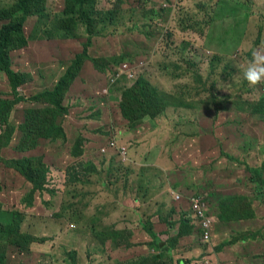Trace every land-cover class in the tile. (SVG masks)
<instances>
[{
  "label": "rangeland",
  "instance_id": "obj_1",
  "mask_svg": "<svg viewBox=\"0 0 264 264\" xmlns=\"http://www.w3.org/2000/svg\"><path fill=\"white\" fill-rule=\"evenodd\" d=\"M16 1L0 0V14ZM108 1L97 0L93 13L99 24L92 29L89 56L96 62L85 58L64 98L69 112L59 124L67 137L39 138L36 148L27 140L31 150H18L19 126L35 107L30 97L53 90L83 51L90 36L84 22L72 14L67 21L77 25L79 39L60 40L41 39L46 26L35 28L36 19L28 20L26 36L38 37L11 53L13 69L31 75L20 89L29 100L13 109L15 131L0 155L42 160L44 192H37L23 225L34 236L31 253L10 251L7 264L144 263L157 252L150 243L147 256H116L126 253L123 244L131 240V230L138 231L135 246L148 247L141 225L148 227L155 217L172 225L189 220L193 195L202 199L215 226L206 244L194 226L191 245L200 252L184 264L205 259L230 264L222 260L225 256L236 264L264 262V114L256 112L264 85L249 87L242 77L252 50L264 48V0H175L173 9L161 8L157 17L152 10L164 0ZM46 6L54 20L65 11L66 0H47ZM3 24L0 20V28ZM121 62L134 65L137 78L131 84L123 79L108 97L99 96L108 94L106 78L99 75ZM139 79L161 93L167 105L151 120L139 118L161 100L142 98ZM3 98H12V89L0 72ZM121 108L139 120L136 127ZM118 149L128 155V163H121ZM29 184L20 173L0 168L3 211L22 212ZM246 212L254 217L245 219ZM120 233L124 240L116 247L113 239ZM174 263L164 257L157 264Z\"/></svg>",
  "mask_w": 264,
  "mask_h": 264
},
{
  "label": "trees",
  "instance_id": "obj_2",
  "mask_svg": "<svg viewBox=\"0 0 264 264\" xmlns=\"http://www.w3.org/2000/svg\"><path fill=\"white\" fill-rule=\"evenodd\" d=\"M96 1L97 0H66L65 11L60 15L56 14L54 20L53 17L55 14L47 11V0H17L9 10L2 15L0 14V20L4 21V24L0 28V72L5 73L12 89V98L0 99V151L4 146L10 143L15 131L14 125L11 124L13 109L21 102L29 100L25 95L20 93V89L28 82V78L30 81L31 75L29 74V76H27L22 72L15 71L11 59V53L26 48L30 39L33 40L38 37L36 33L34 36L30 37V39L26 36L25 26L28 20L36 19L35 28L42 23L46 26L43 30V35H40L41 39L59 38L60 40H75L79 39L78 31L76 32L77 25L74 28L67 19L70 20L74 18V15H71L76 14L84 22L83 25L87 27V31L90 35L89 40L83 48V51L78 53L75 58L71 60L70 64L65 67L62 76L59 78L53 90H47L30 97V101L35 107L27 111L26 123L24 122L19 126V143L21 142V145L19 144L18 150H31L29 145H25L27 140H29V144L32 145V148H36L39 143V138L46 139L53 137V139H56L59 135H65V137H67L66 132L63 133V127L59 124V121L69 112V108L67 109L63 104L65 95L69 92L73 83L83 70L85 65L84 62L86 61L85 58L96 62L95 59L89 56V48H91L93 44L92 29L94 23H96L97 26L99 24L97 23L98 16L93 14L96 10ZM174 7L175 4H169L168 6L160 5L156 7V11L152 10V12L155 14V17H157L159 9H173ZM72 30L76 32L75 36H72ZM191 62L196 65L194 61ZM192 63L190 65L194 66ZM138 82L141 85L140 96L142 98H147L149 96L155 98L158 96L161 100V103L157 104L153 111L147 112L139 118V120H144L146 118L151 120L152 117L155 118L162 114L167 105L161 98L162 94L158 93L155 88V90L151 88L146 80L139 79ZM145 85L146 88L144 87ZM98 94L101 96L100 92ZM261 97L262 99H260L256 112L264 114V93ZM123 103L126 104L124 101ZM120 111L123 117L129 120L131 126L133 123L136 124L135 127L137 126L135 121L139 120H137L132 113L125 108H121ZM0 168L20 173L28 183L32 184H29L31 185L30 194L27 193L24 197L26 205H24L25 207L22 209V212L17 209L11 212L3 211V204L0 202V264H7L10 251H15L22 255L31 253V245L33 244L32 240L34 239V236L31 233L29 235L28 231L23 229V225L27 219V212L35 204L37 192H44V166L42 160H38L36 157L16 160L5 159L0 155ZM262 168H264V162L262 163ZM240 203L241 206L245 208L247 207L246 204H244V200H240ZM239 208L243 211L242 207ZM243 216L245 219L254 217L250 212L244 213ZM231 217L241 218L238 217L236 213H232ZM28 218L30 219L31 215H28ZM162 222L165 221L162 220ZM166 226H173L177 229L174 232H171L170 238H168L167 241L163 242L162 239L160 240L153 232L152 224L148 225V227L141 225L142 230L150 238L149 243L153 245L155 248L153 249L158 252V254L146 258V261L141 264H157L167 254H170L171 250L180 246V241L184 242L190 238L191 235L193 236L195 225L190 219L187 220L182 218L179 220L178 225H172V223H169L166 224ZM123 235V233H120L113 239L116 247H118L124 240L122 238ZM132 235L133 233L131 232V236ZM185 238L187 239L185 240ZM41 241L43 242L45 239H42ZM100 241L102 242L101 244L105 246L106 239L105 241L102 239ZM161 243L164 245L161 246ZM130 244L132 246H129ZM134 246L135 244L132 243L130 239L123 244V247L127 249ZM170 259L175 262L174 264L185 263L183 259ZM32 262L34 263L35 261Z\"/></svg>",
  "mask_w": 264,
  "mask_h": 264
},
{
  "label": "clouds",
  "instance_id": "obj_3",
  "mask_svg": "<svg viewBox=\"0 0 264 264\" xmlns=\"http://www.w3.org/2000/svg\"><path fill=\"white\" fill-rule=\"evenodd\" d=\"M114 1L115 0H109L108 2H114ZM164 1H165V3H162V2L160 3L163 6H168L169 4H174V2H175V0H164ZM167 3H169V4L167 5ZM123 65H127L128 69L123 70L122 69ZM99 76L106 78L105 89L108 90V91L107 90L105 91L106 93L108 92V94L106 96L103 94V91L101 92V96L102 97H108L110 90L114 88V85H116L118 82H120L123 79L126 81V83L129 81H130V84L133 83L134 79L137 78V76H138V72L135 71V66L131 65L130 62H121L118 64L117 67H111L110 71L107 74H100ZM242 77H243V80L248 84L249 87L256 88L258 85H264V48L252 50L251 59L247 61L246 67L244 68V70L242 72ZM263 92H264V89H263ZM111 143H114L116 145L115 141H112ZM111 143H110V145H111ZM112 147H116V146H112ZM119 151L120 150L118 149V157H119V160L121 161V163L122 164L128 163L129 162L128 155L126 154L125 160H123L122 157L120 156ZM103 152H106V149H103ZM193 197L197 198L199 196L193 195L190 198H193ZM178 198H179V196L175 197L176 200H178ZM189 204H190V201H189ZM190 207H191V204H190ZM190 213H191V216H189V219L191 220V222L193 224H195V228L198 231L199 230L198 229V227H199L198 221L195 218H193L192 209H191ZM204 213H205L206 217L210 218L206 214L205 210H204ZM193 220H194V222H193ZM212 227H213V219H212ZM212 227H211L210 241H211V238L213 237ZM199 234H200V232L198 231V235ZM198 237H199L200 241L202 243H204L201 240L200 235ZM204 244H206V243H204ZM203 264H209V261L207 259H205Z\"/></svg>",
  "mask_w": 264,
  "mask_h": 264
},
{
  "label": "crops",
  "instance_id": "obj_4",
  "mask_svg": "<svg viewBox=\"0 0 264 264\" xmlns=\"http://www.w3.org/2000/svg\"><path fill=\"white\" fill-rule=\"evenodd\" d=\"M160 6L161 4L159 2H157ZM170 219V218H169ZM168 219V221H169ZM194 222V220H193ZM151 224L153 225V232L156 234V236L161 240L162 237H170V234L171 232H174L177 228L176 227H173V226H169L167 227L165 222H161V219L158 218V217H155V219H152L151 221ZM214 226L215 224H213V227H212V230L214 231ZM62 228L61 224H60V227L58 229V231H60V229ZM142 228V227H141ZM136 228H133L131 230V232L133 233L132 235V238H131V242L136 244V241H135V236L137 235V230H135ZM194 231H195V228H194ZM144 242L149 244L150 242V238L148 237V235L144 232L143 235H141ZM187 238H185L186 240ZM191 240H193V236L191 235L190 238H188L186 241H180L181 244L180 246H183V244H188V242H190V245H191ZM243 241V240H241ZM231 243V242H230ZM229 244V242L227 243ZM231 244H234V242H232ZM164 244L161 243V246H163ZM189 245V248H185V247H181L180 249H173L170 251V254H167L165 257L167 258H172L174 260L176 259H183V260H186V259H190L194 254H197L198 252H200L199 249H196L195 248V245ZM148 247H145V245H142L140 247H131V248H128V249H124V251L126 253H121L119 251L118 255L116 253V256H120V255H124V256H127L126 260H129V259H132V258H135V257H143V256H147L149 254V245H147ZM40 250V249H39ZM151 250V248H150ZM41 251V250H40ZM207 252V251H206ZM236 253L241 257V258H245V255L239 251H236ZM43 254V253H42ZM155 254V253H154ZM156 254H158V252H156ZM204 254V251L202 252V255ZM201 255V256H202ZM222 260L224 262H226L227 260L230 262V264H236L235 262L232 261V258L231 257H228L225 256V258H222ZM127 262V261H126ZM215 262V261H214ZM216 263V262H215ZM203 264V263H202ZM209 264H213V263H209ZM217 264V263H216ZM249 264H255V263H250ZM258 264H264V262H261V263H258Z\"/></svg>",
  "mask_w": 264,
  "mask_h": 264
},
{
  "label": "built area",
  "instance_id": "obj_5",
  "mask_svg": "<svg viewBox=\"0 0 264 264\" xmlns=\"http://www.w3.org/2000/svg\"><path fill=\"white\" fill-rule=\"evenodd\" d=\"M123 70H127L128 67L127 65L122 66ZM112 146H116L114 143H111ZM120 156L122 157L123 160H125L126 154L123 153L122 151H119ZM190 204H191V209H192V216L198 221V231L200 232V237L201 240L204 243H208L210 241L211 237V227H212V219L206 217L204 213V208H203V203L202 199L197 197L190 198Z\"/></svg>",
  "mask_w": 264,
  "mask_h": 264
}]
</instances>
